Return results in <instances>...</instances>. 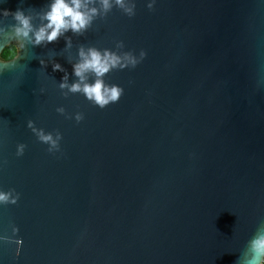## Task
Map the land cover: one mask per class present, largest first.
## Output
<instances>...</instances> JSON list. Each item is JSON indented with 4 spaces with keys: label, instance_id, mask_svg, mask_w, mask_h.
Here are the masks:
<instances>
[{
    "label": "water",
    "instance_id": "95a60500",
    "mask_svg": "<svg viewBox=\"0 0 264 264\" xmlns=\"http://www.w3.org/2000/svg\"><path fill=\"white\" fill-rule=\"evenodd\" d=\"M49 2L0 0V11ZM149 2L68 32L71 49L61 37L0 59V191L20 194L0 205V237L22 241L0 239V264H234L264 219V0ZM117 41L146 52L105 77L124 89L119 102L65 99L52 63L72 83L80 45ZM28 121L58 130L61 151L48 153Z\"/></svg>",
    "mask_w": 264,
    "mask_h": 264
},
{
    "label": "clouds",
    "instance_id": "9594fccd",
    "mask_svg": "<svg viewBox=\"0 0 264 264\" xmlns=\"http://www.w3.org/2000/svg\"><path fill=\"white\" fill-rule=\"evenodd\" d=\"M154 4L155 0H151L147 8L154 10ZM114 8L129 18L136 14L135 0H50L44 8L34 14L21 8L15 12L3 10L0 11V16L5 20L11 17L13 23L0 26V39L11 41L12 43L8 45L15 48L18 55L28 46L46 47L48 44L58 42L61 37H65L66 50L71 49L72 39L66 36L68 32L73 36H84L92 29L95 21L106 20ZM124 47L123 41L115 43V50L80 45L76 62L72 63L71 59L68 61L72 65L75 77L72 83H69L67 71L59 63L53 62V71L64 73L62 81L58 84L63 97L67 99L69 95H82L90 104L101 110L119 102L124 95V89L106 82L105 77L113 71L135 69L146 58L145 51L141 50L137 56L132 51H124ZM40 64L43 69L47 67L43 59L40 60ZM56 112L66 119H73L63 107H58ZM74 119L79 124L84 119L83 113L77 112ZM27 127L38 142L48 146V153L55 154L61 151L60 142L63 137L58 130L45 132L44 129L35 127L32 121H28ZM26 147L25 144L17 145L16 156H23ZM19 199L20 194L15 189L0 191V205H16ZM12 233L15 236L18 229L13 227ZM0 239L7 243H16L18 246L22 244V241L8 237ZM234 264H264V219L259 221L254 234L246 242Z\"/></svg>",
    "mask_w": 264,
    "mask_h": 264
},
{
    "label": "trees",
    "instance_id": "16d2710c",
    "mask_svg": "<svg viewBox=\"0 0 264 264\" xmlns=\"http://www.w3.org/2000/svg\"><path fill=\"white\" fill-rule=\"evenodd\" d=\"M15 54V48H13L12 46L8 45L6 46L4 49H2L1 53H0V59L2 61H6L11 59Z\"/></svg>",
    "mask_w": 264,
    "mask_h": 264
}]
</instances>
